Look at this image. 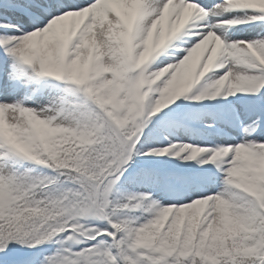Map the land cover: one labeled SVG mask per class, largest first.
I'll use <instances>...</instances> for the list:
<instances>
[{
	"label": "snow or ice",
	"instance_id": "1",
	"mask_svg": "<svg viewBox=\"0 0 264 264\" xmlns=\"http://www.w3.org/2000/svg\"><path fill=\"white\" fill-rule=\"evenodd\" d=\"M0 264H264V0H0Z\"/></svg>",
	"mask_w": 264,
	"mask_h": 264
}]
</instances>
